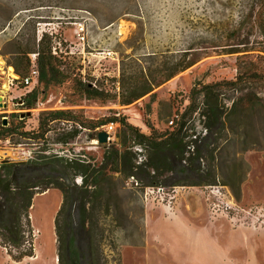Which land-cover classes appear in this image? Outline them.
I'll use <instances>...</instances> for the list:
<instances>
[{"label": "rangeland", "instance_id": "374dc122", "mask_svg": "<svg viewBox=\"0 0 264 264\" xmlns=\"http://www.w3.org/2000/svg\"><path fill=\"white\" fill-rule=\"evenodd\" d=\"M84 21L87 40L82 43L75 22ZM121 21L130 23L125 37ZM43 34L57 47L60 70L68 77L61 84L40 82L34 105L16 101L0 107V116L25 131L38 128L42 112L66 110L70 119L53 121L46 139L24 137L22 128L0 139L2 165L58 154L85 159L92 173L106 151L120 148L121 124L109 132L107 143L98 142L106 124L94 128L96 124L122 114L146 134L152 126L165 130L188 103L181 101L195 83L235 79L240 72L264 76V0H0L3 90L10 68L14 75L22 74L12 63L17 57L13 51L35 50ZM105 47L113 50L111 56L103 53ZM83 77L109 90L112 98H86L77 87ZM151 84V91L122 102V94L141 93ZM244 88L256 93L258 102L235 110L231 104L240 91L224 89L228 110L213 161L218 184H167L147 197V187L153 186L109 171L97 194H75L68 228L80 230L84 221L92 229L90 241L77 233L84 236L76 245L87 264H264V77ZM26 90L11 88L9 93L18 97ZM133 148L145 157V149ZM208 163L209 157L203 166ZM192 176L187 180H195ZM72 177L83 182L81 175ZM62 201L57 187L36 193L30 229L32 257L37 258L15 260L9 251L18 249L0 245V264H60L55 219ZM36 227L43 229L38 243Z\"/></svg>", "mask_w": 264, "mask_h": 264}, {"label": "trees", "instance_id": "16d2710c", "mask_svg": "<svg viewBox=\"0 0 264 264\" xmlns=\"http://www.w3.org/2000/svg\"><path fill=\"white\" fill-rule=\"evenodd\" d=\"M32 48H17L13 64L21 76H26L31 68V53H38L36 58L39 70V83L24 96V104L34 105L39 96V84L46 86L61 84L68 77L64 70H60L58 54L53 53V44L48 34H43L40 41ZM176 68L175 71H178ZM264 77L255 71L240 72L235 79H223L216 82H197L192 86L186 99L188 103L179 110L174 124L165 130L149 127L151 132L146 134L137 126L128 121V117L120 114L93 126L94 128L109 122L120 123L118 133L120 148L112 147L105 152L104 161L99 167L92 168L89 162L81 157L64 158L58 154L38 155L34 160L4 164L0 168V245L17 248V252L9 251L15 260H22L35 255L33 237L31 236L30 208L36 193L44 192L51 187L59 188L63 193V201L56 215L55 229L58 242V256L60 264H87L86 258L77 250L76 240L92 238L91 228L81 223L80 230H70L71 225L67 218L72 214V200L77 192L85 195H95L101 186V179L109 171L136 176L147 186L164 185H203L218 184L215 171V151L219 144V132L223 129L228 106L224 99V89L232 88L240 91V95L232 101L231 110L243 106L255 105L258 96L252 91H244L245 84L253 79ZM160 84L161 82H157ZM155 85V84H154ZM78 90L89 99L106 101L111 94L106 88L93 82L77 80ZM141 93L132 96L122 94V102L131 103L136 97L152 90V84ZM177 95L172 97V102ZM66 110L42 112L39 116V126L36 129L25 131L23 125L16 122L4 124L0 116V139L7 140L16 129H21L22 136L33 139H46L52 131V122L55 120L70 119ZM197 114V117L194 116ZM201 125L199 130L197 127ZM73 136H75L73 134ZM68 142V138H61ZM133 140V144H130ZM134 146L147 151L143 158L142 152L134 150ZM141 157V160H139ZM210 158V164L203 166V160ZM206 171V173H204ZM81 175L83 182L79 185L72 176ZM193 175L195 180H187ZM168 180V182H166ZM87 211V210H86ZM28 228V230H27ZM69 230V231H68ZM85 234L84 236L77 237ZM29 246H28V245ZM68 249V257L64 251ZM15 251V250H14ZM89 264H92L90 262Z\"/></svg>", "mask_w": 264, "mask_h": 264}, {"label": "built area", "instance_id": "2783aa9c", "mask_svg": "<svg viewBox=\"0 0 264 264\" xmlns=\"http://www.w3.org/2000/svg\"><path fill=\"white\" fill-rule=\"evenodd\" d=\"M76 26V35L82 43H85L87 40V24L86 21L84 22H75ZM120 35V32H119ZM53 53L58 54L57 47H53ZM103 53L106 56H111L113 53V50L110 47H105L103 50ZM38 53L31 54V68L30 72L26 76H19V75H11L8 77V90L4 91L0 87V107H5L4 105H8L10 103L16 105V101L19 103H25L24 99L22 98L23 95H26L28 92H30L38 83H39V70L37 68L36 64V58ZM13 88L17 89H29L23 92L21 96L18 97H12L9 93V90ZM175 121V118H173L169 125H173ZM118 123H109L105 125V129L108 132L115 131L117 128ZM159 190H164L163 186H153V187H147L146 189V195L154 194L155 192Z\"/></svg>", "mask_w": 264, "mask_h": 264}, {"label": "bare ground", "instance_id": "6f19581e", "mask_svg": "<svg viewBox=\"0 0 264 264\" xmlns=\"http://www.w3.org/2000/svg\"><path fill=\"white\" fill-rule=\"evenodd\" d=\"M121 35H124V37L129 33V27H130V23L129 22H127V21H121ZM1 63V62H0ZM10 74L11 75H14V72H13V70H12V68H10ZM5 87V89L6 90H8V86H4ZM6 90H4V91H6ZM37 208V204H34L33 205V207H31V209L32 210H35ZM32 216V218H33V220L35 221L36 220V218H35V214L33 213V212H30V217ZM41 219L42 220H47V211H43L42 213H41ZM35 223V222H34ZM36 232H37V239H36V241H37V243H38V241L40 240V238H41V234H43V229L41 228V227H36ZM44 236H42V238H43ZM42 240V239H41ZM47 244H48V242H46ZM38 247H43V245H39L38 244ZM30 258H37V257H30Z\"/></svg>", "mask_w": 264, "mask_h": 264}, {"label": "water", "instance_id": "95a60500", "mask_svg": "<svg viewBox=\"0 0 264 264\" xmlns=\"http://www.w3.org/2000/svg\"><path fill=\"white\" fill-rule=\"evenodd\" d=\"M4 106H7V105L5 104ZM3 121H4V124L6 125L7 124V118H5V120H3ZM110 138H111L110 133L106 130H102L98 133V142H100V143H107L110 141ZM1 166H2V163L0 162V168H1Z\"/></svg>", "mask_w": 264, "mask_h": 264}]
</instances>
